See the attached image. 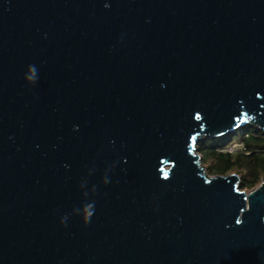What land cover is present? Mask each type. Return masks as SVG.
Returning a JSON list of instances; mask_svg holds the SVG:
<instances>
[{"label": "water", "instance_id": "1", "mask_svg": "<svg viewBox=\"0 0 264 264\" xmlns=\"http://www.w3.org/2000/svg\"><path fill=\"white\" fill-rule=\"evenodd\" d=\"M246 125L264 0H0V264H264V182L198 151Z\"/></svg>", "mask_w": 264, "mask_h": 264}, {"label": "trees", "instance_id": "2", "mask_svg": "<svg viewBox=\"0 0 264 264\" xmlns=\"http://www.w3.org/2000/svg\"><path fill=\"white\" fill-rule=\"evenodd\" d=\"M240 128L244 134L241 146L233 152H227L226 148L236 132L200 141L198 151L208 175L234 172L240 178V189L250 190L264 177V132L257 128L249 132V125Z\"/></svg>", "mask_w": 264, "mask_h": 264}, {"label": "rangeland", "instance_id": "3", "mask_svg": "<svg viewBox=\"0 0 264 264\" xmlns=\"http://www.w3.org/2000/svg\"><path fill=\"white\" fill-rule=\"evenodd\" d=\"M253 129H255V127L249 126L248 131L250 132ZM235 132L236 133L231 136L230 141L228 142V145H230L232 147L239 145V142L241 141V138L244 135L240 127H239V129H236ZM230 134H232V133H230ZM246 191H248V190H246Z\"/></svg>", "mask_w": 264, "mask_h": 264}, {"label": "built area", "instance_id": "4", "mask_svg": "<svg viewBox=\"0 0 264 264\" xmlns=\"http://www.w3.org/2000/svg\"><path fill=\"white\" fill-rule=\"evenodd\" d=\"M240 146H241L240 144L235 146V147L230 146V147L226 148V151L227 152H233L234 150L238 149ZM263 182H264V177H263V179H261L260 183H263Z\"/></svg>", "mask_w": 264, "mask_h": 264}, {"label": "snow or ice", "instance_id": "5", "mask_svg": "<svg viewBox=\"0 0 264 264\" xmlns=\"http://www.w3.org/2000/svg\"><path fill=\"white\" fill-rule=\"evenodd\" d=\"M237 223H239V221H237Z\"/></svg>", "mask_w": 264, "mask_h": 264}]
</instances>
